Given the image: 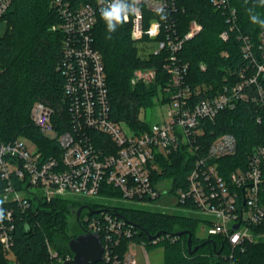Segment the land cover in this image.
Returning <instances> with one entry per match:
<instances>
[{
	"label": "built area",
	"instance_id": "obj_1",
	"mask_svg": "<svg viewBox=\"0 0 264 264\" xmlns=\"http://www.w3.org/2000/svg\"><path fill=\"white\" fill-rule=\"evenodd\" d=\"M12 1L0 0V22ZM210 2L226 18L228 30L220 37L227 41L237 28V11L230 0ZM53 4L60 21L52 29L65 35L62 50L67 79V122L63 109L58 113L43 102H36L31 109V120L51 142L50 146L42 148L26 136L0 142V200L3 201L0 208L4 211V219L0 220V248L5 257L11 263L16 262L17 224L28 213L36 214L42 202L95 196L153 202L173 194L177 206L189 204L190 207L181 209L205 218L209 236H221L230 245L231 252L224 255L225 264H237L235 252L245 251L247 243H257L264 236L253 230L264 221V144L253 148L247 164H239L224 177L219 160L237 153V138L230 133L220 135L204 154L199 139L204 135L206 120L214 121L222 112L234 111L240 101L255 107L256 120L264 131V89L259 82L264 76V31L257 47L249 38L241 37L242 53L250 61L253 74L224 86L214 96L205 93L198 97L201 90L196 93L186 83L189 63L182 60L181 52L185 43L202 31V25L191 21L188 32L182 35L176 17L177 0H139V13L124 23L130 25L134 41L150 40L147 44L153 46L151 53L168 51L165 70L170 83L165 90L169 99L165 119L152 123L147 119L148 110H141L138 119L145 128L135 129L110 117L107 74L101 54L93 47L92 36L104 5L100 0L78 5L69 0H54ZM161 8L163 13L158 14ZM164 14L166 19L162 20ZM202 69L206 66L202 65ZM156 75V69H139L131 83L149 85ZM58 125L65 130L60 131ZM180 149L194 159L187 186L174 189L173 180L158 177L162 174L160 158H169ZM163 183L169 187L164 188ZM84 205L92 209L91 205ZM100 214L84 218L86 231L99 234L104 246L103 260L96 264H135L130 247L122 257L114 254L120 238L133 235L132 228L126 227L128 223L109 210ZM48 247L51 257H58Z\"/></svg>",
	"mask_w": 264,
	"mask_h": 264
},
{
	"label": "trees",
	"instance_id": "obj_2",
	"mask_svg": "<svg viewBox=\"0 0 264 264\" xmlns=\"http://www.w3.org/2000/svg\"><path fill=\"white\" fill-rule=\"evenodd\" d=\"M69 1L78 5L88 0ZM53 2L13 0L3 19L8 24V30L4 37H0V142L26 136L42 148L50 146L51 142L31 120V109L36 102H43L58 113L63 109V118L67 122V79L62 50L65 35L52 29L60 21ZM230 3L237 11L238 22L229 39L224 41L220 35L228 30L226 18L215 10L210 0H177L179 33L186 34L191 21H197L203 27L198 35L185 43L181 52L182 60L189 63L186 83L196 93L201 90L198 97L205 93L214 96L224 86L241 82L245 76L253 74L250 61L242 53L241 37L249 38L256 47L260 44L264 28L250 21L247 9L256 5L255 12L264 19V7H260L257 0H247V3L245 0H230ZM109 35L110 39L107 38ZM92 36L93 47L101 54L105 65L111 119L135 129L145 128L138 119L141 110L152 108L157 99L162 104L169 101L165 91L170 83L165 70L168 51L164 49L157 55L151 53L153 46L147 44L150 40L134 41L130 25L126 23L117 26L116 31L109 34L101 15ZM202 65L206 66L205 70ZM147 68L156 69L155 80L149 85L141 82L133 85L131 79L134 72ZM259 82L264 89V76ZM256 117L255 107L240 101L234 111H224L214 121L204 122L205 132L199 139L202 154L220 135L230 133L237 138V153L219 160L224 177L239 164H247L253 148L264 144V131ZM58 129L65 130L59 125ZM193 159L183 149L169 158H160L162 174L158 177L173 180L174 189L185 188ZM82 205L63 198L42 202L36 214L28 213L17 224L14 246L16 262L11 263L0 248V264H63L67 258L73 257L70 241L86 231L84 218L98 217L107 210L125 220L128 223L126 227L133 231L131 237L120 238L114 248L117 256L122 257L133 243L163 248L164 264H225L224 255L231 252L230 245L221 236H209L207 239L196 236V228L203 220L195 215L91 205V211L100 212H83L78 221L77 214H73L72 210ZM187 206L190 207L189 204H179L180 208ZM253 230L264 234V221ZM159 232L163 234L155 241L148 240L146 233L156 235ZM189 234H192L191 250L188 247ZM204 242L205 245L194 251L196 246ZM48 245L58 257H51ZM235 258L237 264H264V241L247 243L245 251L235 252Z\"/></svg>",
	"mask_w": 264,
	"mask_h": 264
},
{
	"label": "rangeland",
	"instance_id": "obj_3",
	"mask_svg": "<svg viewBox=\"0 0 264 264\" xmlns=\"http://www.w3.org/2000/svg\"><path fill=\"white\" fill-rule=\"evenodd\" d=\"M8 30V24L5 20L0 22V37H4ZM169 106L162 104L158 99L155 100V105L152 108H148L147 119L152 122H161L165 119V115ZM32 148V147H31ZM164 188L169 187L166 183ZM169 184V183H168ZM163 187V185H162ZM74 203H83L89 205H104L109 207L123 208V209H139L147 210L152 212H162L167 214H178V215H191L188 211L181 209L176 205L173 194H168L162 198L153 202H140V201H130L124 200L120 197H71L68 198ZM193 215V214H192ZM200 217V216H199ZM203 221L205 218L200 217ZM200 222L196 228V236L200 239H207L209 237L208 227L205 222ZM259 241H264V236L259 238ZM132 252L135 255V264H164V249L161 247H148L145 244L133 243Z\"/></svg>",
	"mask_w": 264,
	"mask_h": 264
},
{
	"label": "water",
	"instance_id": "obj_4",
	"mask_svg": "<svg viewBox=\"0 0 264 264\" xmlns=\"http://www.w3.org/2000/svg\"><path fill=\"white\" fill-rule=\"evenodd\" d=\"M85 208L90 209L89 206L83 205L78 209L72 210L73 214H77L78 221H80L81 213ZM91 212L97 214L100 211ZM26 226H28V224ZM235 228L238 229L239 225L237 224ZM162 234L163 232H159L156 235H150L146 233L148 240L150 241H155ZM177 235H180V233H177ZM205 243L206 242L200 244L199 246H196L194 248V251H196L199 247L205 245ZM69 247L71 252L73 253V257L65 260L63 264H96L103 260L104 246L99 234L97 233H89L87 231H84L82 234L70 241ZM188 247L189 250L193 248L192 234H189Z\"/></svg>",
	"mask_w": 264,
	"mask_h": 264
},
{
	"label": "clouds",
	"instance_id": "obj_5",
	"mask_svg": "<svg viewBox=\"0 0 264 264\" xmlns=\"http://www.w3.org/2000/svg\"><path fill=\"white\" fill-rule=\"evenodd\" d=\"M245 2L247 3V0ZM100 3L104 5L100 8L101 19L105 22L109 34L115 32L117 26L126 22L131 15H136L140 11L138 7L139 0H100ZM257 3L260 7H264V0H257ZM255 6L247 9L250 21L264 28V19H261L260 15L255 12ZM157 11L158 14L163 13L162 8ZM161 19H166V14L161 15ZM107 38L110 39L111 35ZM2 203L3 201L0 200V204ZM3 219L4 211L0 208V220Z\"/></svg>",
	"mask_w": 264,
	"mask_h": 264
},
{
	"label": "flooded vegetation",
	"instance_id": "obj_6",
	"mask_svg": "<svg viewBox=\"0 0 264 264\" xmlns=\"http://www.w3.org/2000/svg\"><path fill=\"white\" fill-rule=\"evenodd\" d=\"M85 206H88V205H85ZM89 207H90V206H89ZM87 211H90V209L85 208V209L82 211V213H83V212L85 213V212H87ZM82 213H81V214H82Z\"/></svg>",
	"mask_w": 264,
	"mask_h": 264
},
{
	"label": "crops",
	"instance_id": "obj_7",
	"mask_svg": "<svg viewBox=\"0 0 264 264\" xmlns=\"http://www.w3.org/2000/svg\"><path fill=\"white\" fill-rule=\"evenodd\" d=\"M132 246H133V245L131 244V245H130V252H131L132 254H134V253L132 252V250H133V249H132Z\"/></svg>",
	"mask_w": 264,
	"mask_h": 264
}]
</instances>
